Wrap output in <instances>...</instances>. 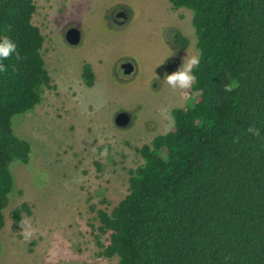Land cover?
<instances>
[{"label": "trees", "instance_id": "obj_1", "mask_svg": "<svg viewBox=\"0 0 264 264\" xmlns=\"http://www.w3.org/2000/svg\"><path fill=\"white\" fill-rule=\"evenodd\" d=\"M169 1L193 12L198 94L173 109L170 131L139 149L144 163L130 170L128 194L111 212L97 211L107 234L106 244L97 243L118 264H264V0ZM35 11L34 0H0V37L19 52L0 72V231L11 165L29 163L32 152L13 117L34 109L51 86ZM82 75L91 86L90 64ZM23 212L26 203L13 210L17 228Z\"/></svg>", "mask_w": 264, "mask_h": 264}, {"label": "rangeland", "instance_id": "obj_2", "mask_svg": "<svg viewBox=\"0 0 264 264\" xmlns=\"http://www.w3.org/2000/svg\"><path fill=\"white\" fill-rule=\"evenodd\" d=\"M34 2L32 22L45 37L51 86L34 109L13 117L15 133L32 152L29 163L11 165L0 264H118L97 243H107L97 211L111 212L128 194L130 170L144 163L139 149L170 131L173 109L198 94L163 81L199 53L193 12L169 0ZM121 11L127 16L118 17ZM71 27L80 31L77 45L67 41ZM181 37L189 41L186 48ZM174 55L180 66L168 69ZM124 62L132 63L131 73L123 72ZM86 63L94 74L91 86L82 75ZM122 111L131 115L125 127L115 123ZM23 203L30 212L17 228L12 214ZM23 221L31 225V239L24 238Z\"/></svg>", "mask_w": 264, "mask_h": 264}, {"label": "clouds", "instance_id": "obj_3", "mask_svg": "<svg viewBox=\"0 0 264 264\" xmlns=\"http://www.w3.org/2000/svg\"><path fill=\"white\" fill-rule=\"evenodd\" d=\"M12 56L19 57L18 46L17 43L8 36L0 37V72L6 71V66L4 61L9 60ZM201 63V58L198 55H193L187 59L185 64H181L178 70L172 72L171 74H166L163 81L173 90L176 89H187L192 86L193 82L196 80V76L194 74V69L199 67ZM236 84L234 81L227 83L224 85L225 93H230L234 90ZM247 132L258 136L260 135V130L249 126L247 128ZM95 151V147L93 148ZM108 151L105 148L103 151L99 153L100 156H107ZM25 228L23 232L25 239H31L33 234V230L31 229V225L27 221L22 222Z\"/></svg>", "mask_w": 264, "mask_h": 264}, {"label": "water", "instance_id": "obj_4", "mask_svg": "<svg viewBox=\"0 0 264 264\" xmlns=\"http://www.w3.org/2000/svg\"><path fill=\"white\" fill-rule=\"evenodd\" d=\"M117 16L118 17H124L125 13L123 11H121V12L117 13ZM66 38L70 44L77 45L80 43V40H81L80 31L74 27H71L66 32ZM122 68H123V72L125 74H129L133 71V65L131 62H124L122 64ZM130 119H131L130 114L126 111H122V112H119L115 116V123L118 126L125 127L129 124Z\"/></svg>", "mask_w": 264, "mask_h": 264}, {"label": "flooded vegetation", "instance_id": "obj_5", "mask_svg": "<svg viewBox=\"0 0 264 264\" xmlns=\"http://www.w3.org/2000/svg\"><path fill=\"white\" fill-rule=\"evenodd\" d=\"M127 16V14L124 16V17H126ZM171 66L172 67H179L180 66V61H179V58L177 57V56H172V57H170L169 59H168V61H167V65H166V67L168 68V69H170L171 68ZM130 118H131V115H130Z\"/></svg>", "mask_w": 264, "mask_h": 264}]
</instances>
